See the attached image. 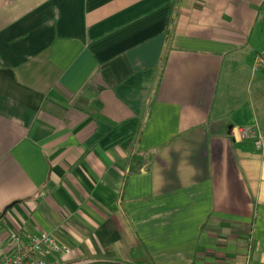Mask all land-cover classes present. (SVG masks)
<instances>
[{
	"label": "crops",
	"instance_id": "1",
	"mask_svg": "<svg viewBox=\"0 0 264 264\" xmlns=\"http://www.w3.org/2000/svg\"><path fill=\"white\" fill-rule=\"evenodd\" d=\"M263 22L264 0H0V238L264 264Z\"/></svg>",
	"mask_w": 264,
	"mask_h": 264
},
{
	"label": "built area",
	"instance_id": "2",
	"mask_svg": "<svg viewBox=\"0 0 264 264\" xmlns=\"http://www.w3.org/2000/svg\"><path fill=\"white\" fill-rule=\"evenodd\" d=\"M264 39V22L261 28ZM264 68V49L252 60V72ZM238 141H251L255 150L262 148V136L255 127L235 130ZM69 251L60 248L47 234L20 235L7 233L0 238V264H58V258Z\"/></svg>",
	"mask_w": 264,
	"mask_h": 264
},
{
	"label": "trees",
	"instance_id": "3",
	"mask_svg": "<svg viewBox=\"0 0 264 264\" xmlns=\"http://www.w3.org/2000/svg\"><path fill=\"white\" fill-rule=\"evenodd\" d=\"M150 160L149 156L134 154L129 160V174L138 173L143 167L146 168Z\"/></svg>",
	"mask_w": 264,
	"mask_h": 264
},
{
	"label": "rangeland",
	"instance_id": "4",
	"mask_svg": "<svg viewBox=\"0 0 264 264\" xmlns=\"http://www.w3.org/2000/svg\"><path fill=\"white\" fill-rule=\"evenodd\" d=\"M245 86L246 85H242L240 88L243 89V87H245ZM241 89L239 90V88H238L237 91H239L241 93V91H242ZM249 92H250V90H249Z\"/></svg>",
	"mask_w": 264,
	"mask_h": 264
}]
</instances>
